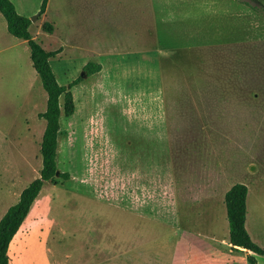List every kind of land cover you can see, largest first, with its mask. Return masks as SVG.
<instances>
[{"label": "rangeland", "instance_id": "obj_1", "mask_svg": "<svg viewBox=\"0 0 264 264\" xmlns=\"http://www.w3.org/2000/svg\"><path fill=\"white\" fill-rule=\"evenodd\" d=\"M12 1L32 21L35 40L48 51L62 48L50 59L60 84L82 76L89 62L102 67L72 88L75 113L62 115L58 166L70 178L61 183L121 207L123 218L149 210L168 221L210 207L220 214L226 192L244 183L252 193L249 227L258 231L264 0H87L89 11L78 13L89 17H70L51 0L43 15V0ZM30 55L0 12V218L15 204L10 181L20 178L22 190L42 169L39 114L48 95ZM260 230L264 247L262 223ZM182 234L190 264L196 237Z\"/></svg>", "mask_w": 264, "mask_h": 264}, {"label": "crops", "instance_id": "obj_2", "mask_svg": "<svg viewBox=\"0 0 264 264\" xmlns=\"http://www.w3.org/2000/svg\"><path fill=\"white\" fill-rule=\"evenodd\" d=\"M51 1L73 11L70 17L90 16L78 13L80 9L89 11L87 0ZM19 182L18 177L10 181L7 192L15 197V203L27 187L19 189ZM72 187L60 182L40 192L10 243V264H187V256L180 252L185 236L182 232L186 231L196 237L190 264H248V252L232 249L228 215L222 217L225 209L227 212L226 204L220 214L210 207L186 221L179 215L170 221L157 218L149 210L145 214L132 212L134 216L128 219L122 217L121 207ZM251 194L249 188L248 196ZM261 223L264 229V219L258 223L259 232ZM140 225L146 233L140 234ZM156 225L163 228L160 234L153 230ZM246 227L262 247L258 231L252 232L249 227L248 198ZM257 258L259 264H264V255Z\"/></svg>", "mask_w": 264, "mask_h": 264}, {"label": "trees", "instance_id": "obj_3", "mask_svg": "<svg viewBox=\"0 0 264 264\" xmlns=\"http://www.w3.org/2000/svg\"><path fill=\"white\" fill-rule=\"evenodd\" d=\"M48 0H43L40 14L46 13ZM0 12L7 22V28L14 37L27 42L33 67L47 92V108L39 114L45 119L46 128L41 142L42 169L40 177L33 180L21 193L17 203L13 204L0 220V264H10L9 246L14 236L28 216L30 209L40 194L49 184L58 185L60 179L67 180L70 174L61 172L58 166L59 134L62 115L67 117L75 113L76 104L72 88L88 77L101 71V64L89 62L84 66V73L69 85L59 83L53 71L50 59L62 52L46 50L30 32L32 21L17 10L12 0H0ZM43 29L54 32V25L44 22ZM62 98L64 102L62 103ZM249 188L244 183L234 184L226 193L225 204L230 226V243L235 251L248 252V264H259L257 256L264 255V249L251 237L247 227V198Z\"/></svg>", "mask_w": 264, "mask_h": 264}]
</instances>
